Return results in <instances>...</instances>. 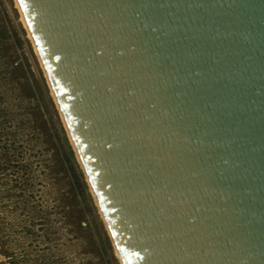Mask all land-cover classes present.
I'll use <instances>...</instances> for the list:
<instances>
[{"label":"water","instance_id":"water-1","mask_svg":"<svg viewBox=\"0 0 264 264\" xmlns=\"http://www.w3.org/2000/svg\"><path fill=\"white\" fill-rule=\"evenodd\" d=\"M122 264H264V0H17Z\"/></svg>","mask_w":264,"mask_h":264},{"label":"rangeland","instance_id":"rangeland-1","mask_svg":"<svg viewBox=\"0 0 264 264\" xmlns=\"http://www.w3.org/2000/svg\"><path fill=\"white\" fill-rule=\"evenodd\" d=\"M16 0H0V264H122Z\"/></svg>","mask_w":264,"mask_h":264},{"label":"bare ground","instance_id":"bare-ground-1","mask_svg":"<svg viewBox=\"0 0 264 264\" xmlns=\"http://www.w3.org/2000/svg\"><path fill=\"white\" fill-rule=\"evenodd\" d=\"M16 3H17V6H18V8H19V10H20V13H21V15H22V20L24 21V24H25V26H26V28H27V30H28V27H27V25H26V22H25V19H24V16H23V14H22V11H21V8H20V6H19V4H18V1L16 0ZM28 32H29V30H28ZM29 35H30V38H31V40H32V36H31V34H30V32H29ZM33 41V40H32ZM35 46V45H34ZM35 49H36V47H35ZM36 52H37V54H38V51H37V49H36ZM38 56H39V54H38ZM39 58V57H38ZM40 59V58H39ZM41 61V60H40ZM41 65L43 66V64H42V61H41ZM43 69H44V67H43ZM45 71V70H44ZM46 73V72H45ZM47 76V75H46ZM48 79V78H47ZM48 83L50 84V82H49V80H48ZM50 88H51V85H50ZM52 89V88H51ZM52 93H53V95H54V98L56 99V97H55V94H54V92H53V90H52ZM56 103H57V100H56ZM57 106H58V104H57ZM62 115V114H61ZM63 117V116H62ZM63 120H64V117H63ZM64 123H65V121H64ZM65 126H66V128H67V125H66V123H65ZM78 156V155H77ZM79 158V157H78ZM79 161H80V159H79ZM83 168V167H82ZM98 204V203H97ZM99 206V205H98ZM100 209V208H99ZM100 212H101V210H100ZM101 215H102V212H101ZM102 217H103V215H102ZM115 247V246H114ZM116 252H117V250H116Z\"/></svg>","mask_w":264,"mask_h":264}]
</instances>
